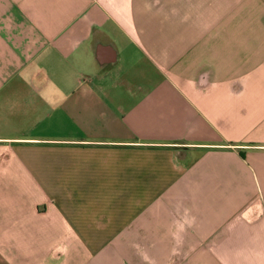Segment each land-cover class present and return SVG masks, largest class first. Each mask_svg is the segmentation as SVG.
Returning a JSON list of instances; mask_svg holds the SVG:
<instances>
[{
  "label": "crops",
  "instance_id": "0c3cea01",
  "mask_svg": "<svg viewBox=\"0 0 264 264\" xmlns=\"http://www.w3.org/2000/svg\"><path fill=\"white\" fill-rule=\"evenodd\" d=\"M0 264H264V0H0Z\"/></svg>",
  "mask_w": 264,
  "mask_h": 264
}]
</instances>
